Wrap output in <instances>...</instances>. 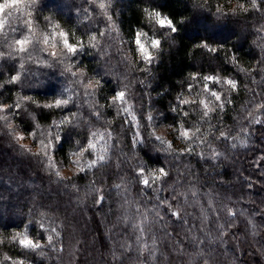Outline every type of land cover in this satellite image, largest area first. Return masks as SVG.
I'll return each instance as SVG.
<instances>
[{"label":"clouds","instance_id":"9594fccd","mask_svg":"<svg viewBox=\"0 0 264 264\" xmlns=\"http://www.w3.org/2000/svg\"><path fill=\"white\" fill-rule=\"evenodd\" d=\"M178 6L194 8L199 34L234 39L237 51L255 60L250 67L236 64L243 83L220 71L184 75L190 66L166 60L162 43L178 48L173 34L179 30L158 36L162 28L151 19V35L137 28V0H32L19 15L5 10L0 137L21 159L18 171L9 172V164L0 175V264H158V252L160 264H264V193L257 204L246 191L257 181L226 179L232 158L250 147L249 130L264 126V90L257 91L264 87V0H235L228 9L221 2L215 11L209 0H182ZM61 32L74 52L64 46ZM137 32L145 34L150 61L138 50ZM25 39L21 51L16 41ZM152 39L160 41L157 48ZM173 78L179 79L172 83ZM160 87L164 91L153 98ZM172 92L167 104L153 103ZM118 93L123 97L117 99ZM144 97L151 105L147 111ZM32 106L64 114L41 124ZM229 115L234 123L226 122ZM21 124L38 149L15 148L24 139ZM97 215L111 221L108 231L116 243L103 259H89L93 241L86 226ZM24 236L39 247L22 246ZM164 241L170 252L157 247ZM130 251L136 256L129 257Z\"/></svg>","mask_w":264,"mask_h":264},{"label":"trees","instance_id":"16d2710c","mask_svg":"<svg viewBox=\"0 0 264 264\" xmlns=\"http://www.w3.org/2000/svg\"><path fill=\"white\" fill-rule=\"evenodd\" d=\"M3 2L4 0H0V3ZM192 2L193 0H188V3L190 5L192 4ZM221 2L224 3L225 9H228L229 7L234 6L235 0L232 5H229L227 2H225V0H209L212 11H215L217 5ZM240 2L244 3L245 0H240ZM137 3L140 6V10L136 11L135 9H133V20L137 28H142L144 31L148 32L149 35L152 34V25L148 22L149 17L143 11L145 8L161 12L163 16H167L169 19H172L177 26V29L179 31L173 34V36L175 40L179 41L180 46L177 48L174 45H170L166 40L162 41V43L166 51L169 53V57H166V60L170 59L173 63H179L180 61H183L190 66L185 70L184 75H187L188 71L194 72L199 70L202 74H207L208 72H212L214 74L216 71H220L222 74L230 73L232 75H235L241 83L244 82V77L237 70L236 64L243 63L244 67H250L255 64V60H249L246 57L245 53L237 51L234 39L223 41L219 39H213L210 36L199 34V24L197 22H193L195 20L193 7L187 8L185 6L184 8H180L178 5L182 3V0H137ZM17 14L19 15V13ZM57 18L59 19L60 17L58 16ZM37 19H39V17H37ZM141 19L143 20V22H141ZM77 31H79V29H77ZM164 32H169V30L161 29L157 33V35L162 36ZM204 43H207L211 48H215L216 51L209 52L203 47H198V45ZM233 57L236 58L235 61H233ZM166 66L167 65L165 64V67ZM140 75L143 76L144 74L141 73ZM252 75L256 76L257 79H259L258 72L254 71ZM178 79L179 78H173L172 83H176ZM181 86L182 85L177 84L176 90L178 91ZM137 88H140V86L137 85ZM261 90H264V87L257 89V91ZM163 91V87H160L157 88L156 91H152L151 95L153 98H155ZM169 91H172L171 87H169ZM32 94L35 95V93ZM8 95L11 96L12 93L10 92ZM174 95V92H172L171 95H169L168 93H164V95L160 97L159 101H156L154 99L153 103L167 104L169 99L174 98ZM253 95H255V93H253ZM141 96H143V90H141ZM36 98L43 102L44 98L40 96H36ZM245 98L246 97H244V93L241 92L239 102L243 103V100ZM8 102H11V100H9ZM143 103L146 106L143 110L147 111L148 108L151 107V105H149L147 97H144ZM32 107L34 110H36L35 106ZM36 111L37 119L41 124H50L51 119L54 116L58 118L60 115L64 114L59 110H55V112L53 113H48V110L44 109H39ZM41 112H44L45 115H40ZM225 119L229 124L234 123L231 115L227 116ZM14 120L17 123H21L20 117H14ZM21 130L25 134H28L27 125L21 124ZM249 131L252 133V136L250 138V147L247 150L241 151L240 153H238V155L232 158L233 164L228 169V176L226 177V179H234L238 182H243L245 185L252 184L253 181H257L258 183L253 184L252 187L247 188L246 191L256 197V203L260 204L261 201L258 197L260 196V194L264 193V187H262V185H264V176L260 175L261 170H264V160L259 159L258 164L257 160L259 157L264 156V126L254 125ZM21 147L23 146L20 144L15 145V148L17 149H20ZM23 149L25 151H28V149L25 147H23ZM19 159L21 158L16 155L12 147H9L7 142L4 141V138L0 137V175H3V169L9 164L12 166L11 168L7 169L9 172H11L13 169H16L18 171L16 161ZM24 164L28 165L30 164V161L25 159ZM245 177H248L249 179L245 180ZM5 179H7L6 176ZM236 186L238 187L239 183H237ZM241 191H245V189H241ZM53 195H55V193H53ZM241 208L248 209L249 211H259V209L256 208L255 204L249 205L241 203ZM169 220L173 224L171 235L175 236L179 241L181 238L177 235L178 229L174 226L175 221L171 217H169ZM256 220L257 222H259L260 218L257 217ZM86 227L87 230L91 232L90 239L93 241L92 246L88 249V253H91L89 259H91V256H97L103 259L104 256L111 253V251L113 250V245L116 243L115 238L112 236L111 232L108 231V228L111 227V221L107 218H103L102 216L97 215L95 217V224L89 223ZM157 247L160 248L163 252H170L168 241H164L162 246L158 244ZM116 251L118 254L121 250L117 248ZM88 253H85V255H88ZM10 254H14L16 256L20 255L19 252ZM85 255H80V262L85 259ZM127 255L129 257H135L136 253L134 251H130ZM245 256H247V252H245ZM258 259V257L252 258L253 261H258ZM162 260L163 256H161L158 252V264H160ZM111 264H119V261L111 260ZM130 264H133V262L130 261ZM246 264H251V262L246 261Z\"/></svg>","mask_w":264,"mask_h":264},{"label":"snow or ice","instance_id":"6c2138e0","mask_svg":"<svg viewBox=\"0 0 264 264\" xmlns=\"http://www.w3.org/2000/svg\"><path fill=\"white\" fill-rule=\"evenodd\" d=\"M31 2L32 0H4L3 3H0V33H3L4 28L8 25L9 20L8 18L5 16V10L9 7L14 8L17 13H23V12H27L30 7H31ZM106 5L104 3L100 4V8L103 9L105 8ZM145 14L149 17V19H151L152 21H154L155 24H157L160 28L162 29H168L169 32H176L177 31V26L175 25V23L173 22L172 19H169L167 16H163L161 14V12L159 11H155V10H151L148 8L144 9ZM193 22H196L195 20ZM60 37L63 38L64 40V46L69 50V52H74L75 48L69 43L66 34L61 32L59 33ZM144 33L142 32H137L136 33V44L138 46V50L140 52V54L143 56L144 60L150 61L151 59V53L149 51L148 46L146 45V41L144 39ZM16 44L18 45V47L20 48L21 51H23L25 45L27 44V40H17ZM160 44V41L157 39H152L151 40V47L152 48H157ZM198 47H203L205 49H207L209 52H215L216 49L215 48H211L209 47V45L207 43L204 44H200L198 45ZM55 54V53H53ZM235 57H233V61H235ZM208 79L210 80H215V77H208ZM226 83H228L229 85H231L232 88L236 87V84L234 81H226ZM123 97V93H118L117 94V99H120ZM56 105L59 106L61 103H63V101L61 100H56ZM19 139H23V137H19ZM45 147L44 143L41 142V148L43 149ZM261 160H264V158H261ZM51 164V160L49 161ZM173 215H177L176 213H174ZM19 235V234H17ZM20 244L24 247H29V248H37L39 247L38 244L34 243L32 240H29L26 236L21 237L20 238Z\"/></svg>","mask_w":264,"mask_h":264},{"label":"rangeland","instance_id":"374dc122","mask_svg":"<svg viewBox=\"0 0 264 264\" xmlns=\"http://www.w3.org/2000/svg\"><path fill=\"white\" fill-rule=\"evenodd\" d=\"M22 134L24 136V139L21 141L20 145H22L23 147L27 148L28 150L29 149H32V150L38 149L39 145H38V143L36 141L32 140L28 136V134H25L23 131H22Z\"/></svg>","mask_w":264,"mask_h":264}]
</instances>
